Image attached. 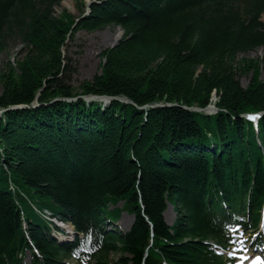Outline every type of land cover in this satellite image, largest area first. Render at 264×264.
Returning <instances> with one entry per match:
<instances>
[{
	"label": "trees",
	"instance_id": "trees-1",
	"mask_svg": "<svg viewBox=\"0 0 264 264\" xmlns=\"http://www.w3.org/2000/svg\"><path fill=\"white\" fill-rule=\"evenodd\" d=\"M64 1L0 0V54L21 46L0 75V264L232 263L213 244H235L230 226L257 232L264 212V59L240 58L264 49V0H94L71 34ZM114 28L78 92L68 42ZM214 93L217 113L194 109ZM35 208L84 238L61 245ZM123 212L131 229L107 230Z\"/></svg>",
	"mask_w": 264,
	"mask_h": 264
},
{
	"label": "rangeland",
	"instance_id": "rangeland-1",
	"mask_svg": "<svg viewBox=\"0 0 264 264\" xmlns=\"http://www.w3.org/2000/svg\"><path fill=\"white\" fill-rule=\"evenodd\" d=\"M92 0H66L62 2L61 6L55 8V15L56 17H60V15L67 11L73 18H78L82 14L85 13L87 9L88 2H91ZM262 22L264 23V15L262 17ZM124 32L120 28H114V29H106L103 31H98L94 33H87L84 31H81L76 34L75 40L68 42V49H69V56L71 57L73 61V67L76 69V73L72 77V86L79 92L80 86L86 82L91 81L94 76L98 73H100V67H101V53L111 48L114 44H116L119 40L123 38ZM21 46H17L14 49H11L8 54H0V75L7 72V64L11 63L14 64L16 61H18L19 52H20ZM240 58L245 59H252L255 61H259L261 63V66L263 67V59H264V49H258L253 52H250L248 54L241 55ZM263 73L261 74L260 78L262 79ZM252 81V74L250 73L247 77L240 78V83L243 88H247ZM216 101L218 97L215 95L212 96ZM216 113L215 111L210 112V114ZM209 114V113H208ZM28 199L30 202H32L36 207L39 209L43 208L42 203H47L48 207H53L52 203L46 199L38 198L33 192L26 193ZM121 206V205H120ZM23 210L26 214L30 213V210L23 207ZM127 214V213H126ZM123 214L118 221L116 228L122 233H125L128 231V227L130 226L132 222V218L129 214ZM165 219L168 222L169 225H172L176 219L175 213L172 208H168V210L165 213ZM257 236L249 237L246 236V238L243 241H247V251L245 252V255L248 253L255 252V247L251 246L252 243L256 240ZM262 241H264V233L262 232L261 236ZM262 250V249H260ZM30 259L31 263V256H27V259ZM243 258L239 257L238 264H244ZM91 260H87L84 262V264H92L93 262H90ZM75 262L71 261V264H74Z\"/></svg>",
	"mask_w": 264,
	"mask_h": 264
},
{
	"label": "water",
	"instance_id": "water-1",
	"mask_svg": "<svg viewBox=\"0 0 264 264\" xmlns=\"http://www.w3.org/2000/svg\"><path fill=\"white\" fill-rule=\"evenodd\" d=\"M88 10H89V8H88ZM81 18H83V17H81ZM79 20L80 19H78V20H76V22H75V24L73 25V27H72V29H71V31H70V34L72 33V31H73V29L75 28V26L77 25V23L79 22ZM214 95V97H215V95H216V93H214L213 94ZM95 98H97V97H92V98H89V99H87V100H89V101H93ZM212 99H214V98H212ZM215 100V99H214ZM218 100V99H217ZM66 101H70V100H66ZM21 107H12V108H10V110H12V109H20ZM185 109H188V108H185ZM197 111H212V110H218V108L215 106V105H212V106H209V107H207L206 109H196ZM3 111H0V114L2 113Z\"/></svg>",
	"mask_w": 264,
	"mask_h": 264
},
{
	"label": "bare ground",
	"instance_id": "bare-ground-1",
	"mask_svg": "<svg viewBox=\"0 0 264 264\" xmlns=\"http://www.w3.org/2000/svg\"><path fill=\"white\" fill-rule=\"evenodd\" d=\"M44 213V212H43ZM132 218V222H133V217H131ZM132 222H131V224H132ZM52 224H53V221L51 222ZM131 224H130V226H131ZM54 225V224H53ZM64 229H66V230H68V231H72V229H71V227L69 226V225H65V224H60ZM130 226L128 227V229L130 228ZM68 244H71V243H68ZM26 263L27 264H30V259L28 258L27 260H26Z\"/></svg>",
	"mask_w": 264,
	"mask_h": 264
},
{
	"label": "snow or ice",
	"instance_id": "snow-or-ice-1",
	"mask_svg": "<svg viewBox=\"0 0 264 264\" xmlns=\"http://www.w3.org/2000/svg\"><path fill=\"white\" fill-rule=\"evenodd\" d=\"M249 118H254V117H249ZM256 260L259 261L260 260V257H256Z\"/></svg>",
	"mask_w": 264,
	"mask_h": 264
}]
</instances>
